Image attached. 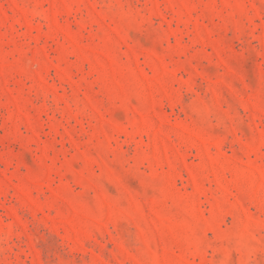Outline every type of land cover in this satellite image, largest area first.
I'll return each instance as SVG.
<instances>
[{
    "label": "rangeland",
    "instance_id": "obj_1",
    "mask_svg": "<svg viewBox=\"0 0 264 264\" xmlns=\"http://www.w3.org/2000/svg\"><path fill=\"white\" fill-rule=\"evenodd\" d=\"M0 264H264V0H0Z\"/></svg>",
    "mask_w": 264,
    "mask_h": 264
}]
</instances>
